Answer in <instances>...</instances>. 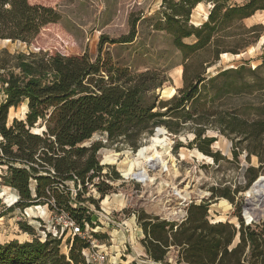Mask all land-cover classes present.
Returning <instances> with one entry per match:
<instances>
[{
    "label": "trees",
    "instance_id": "16d2710c",
    "mask_svg": "<svg viewBox=\"0 0 264 264\" xmlns=\"http://www.w3.org/2000/svg\"><path fill=\"white\" fill-rule=\"evenodd\" d=\"M202 1L211 3V8L204 22L193 25L189 23L191 10ZM162 7L163 18L153 27L169 33L183 57V86L166 100H158L155 94L166 80L164 74L150 69L132 72L115 63L108 52L102 55L106 41H131L133 26L130 35L111 40L101 37L95 57L87 52L11 53L0 48V166H5L1 179L16 191L15 206L47 205L67 212L83 228L90 220L81 204L85 199L80 189L71 194L66 182L83 190L85 183L102 177L97 158L102 143L86 141L99 133L109 145L135 149L143 134H151L154 128L163 131L161 126L171 134L189 126L194 135L190 143L216 160L218 154L209 149L215 138L205 134L207 126L230 139L233 157L243 152L249 160L254 155L257 166L244 170V188L255 181L254 195L264 180V175L257 178L264 172V37L257 65L241 60L205 76L203 70L190 73L188 62L208 53L211 58L203 61L209 66L223 53L237 56L258 42L264 25L247 26L243 19L264 9V0H163ZM59 19L51 6L0 0V39L31 45L44 27ZM227 28L232 30L219 33ZM191 36L192 43L183 41ZM21 103L27 106L24 118L8 123L9 108ZM152 140L160 143L164 138L157 132ZM252 186L247 190L249 197ZM238 190L235 186L233 192ZM212 194L233 202L228 188L212 187ZM244 215L252 220L249 211ZM137 222L144 234L141 242L146 256L154 262L165 261L173 248L176 261L183 264H264V223H245L239 210L238 227L210 221L204 200L190 201L179 222L143 212ZM236 233L239 239L233 243ZM60 243V237L49 234L44 240L0 243V264H86L81 253L88 246L86 239L73 235L67 253L61 252Z\"/></svg>",
    "mask_w": 264,
    "mask_h": 264
},
{
    "label": "rangeland",
    "instance_id": "374dc122",
    "mask_svg": "<svg viewBox=\"0 0 264 264\" xmlns=\"http://www.w3.org/2000/svg\"><path fill=\"white\" fill-rule=\"evenodd\" d=\"M28 1L53 7L60 14V19L44 27L31 45L0 39V48L6 47L11 53L39 49L65 55L87 52L95 57L101 37L111 40L130 35L133 26L131 41L112 44L106 41L102 46V55L105 56L108 52L115 63L127 66L132 72L150 69L164 74L166 80L155 92L158 100L168 99L183 86L181 52L173 44L169 33L153 27L156 20L163 18V0ZM229 1L241 3L244 0ZM210 8L211 3H198L191 10L189 23L199 25L204 22ZM243 22L247 26L254 23L264 25V9L256 10L250 17L243 19ZM231 30L227 28L219 33ZM263 37L262 34L258 42L249 45L237 56L231 52L219 55L209 66L203 60H209L210 55L201 54L198 60L193 58L188 62L189 72L203 70L204 75L209 76L221 68L237 65L241 60H249L252 65H257L260 62ZM183 41L192 43L194 37H186ZM2 99L3 93L0 91V101ZM26 110V103L10 107L7 122L11 123L13 118H24ZM161 128L163 131L154 128L151 134H143L135 149L114 143L109 145L105 136L99 133L86 141L89 143L100 140L102 143L97 151V158L102 165V177L85 183L83 190L80 186L74 188L71 181L66 184L71 192L80 189V197L85 199L81 204L88 210V233L92 238L106 246L111 245V232L118 230L120 226L124 227L127 221L134 226L132 221L137 222V215L142 212L179 222L185 216L186 205L190 201L208 202V219L212 222L227 221L238 227L239 210L245 223L248 222L245 211H249L252 221L264 223V209H260L264 203V180L254 195L255 181L244 188L245 168L256 167L258 164L254 155L249 160L245 159L243 152L233 157L230 139L214 126H207L205 134L215 138L209 149L218 154L217 160L190 143L194 135L189 126L181 128L175 134L167 132L162 126ZM34 130L40 131L41 128ZM157 132L160 138H164L160 143L152 140ZM4 169L5 166H0V243L13 239L20 242L34 237L42 239L44 233L52 231L54 227H63L65 230L60 236V250L67 253L71 236L59 212L47 205L36 204L27 207V215L24 209L15 206L16 191L3 184L1 179ZM263 175L264 172L257 178ZM235 186L239 190L233 192ZM251 186L249 197L247 190ZM98 187L102 190H98ZM212 187L228 188L233 202L212 194ZM12 194L15 196L10 200ZM142 239L136 237L135 242L126 244L125 248H122L123 243L119 245L112 254L116 257L115 264H151V260L139 250ZM238 239L236 233L233 243ZM176 253L172 248L162 263L183 264L176 261Z\"/></svg>",
    "mask_w": 264,
    "mask_h": 264
},
{
    "label": "built area",
    "instance_id": "2783aa9c",
    "mask_svg": "<svg viewBox=\"0 0 264 264\" xmlns=\"http://www.w3.org/2000/svg\"><path fill=\"white\" fill-rule=\"evenodd\" d=\"M101 164V163H100ZM73 194V192H71ZM16 199H18V196L16 195ZM76 203H74L75 205ZM25 210V209H24ZM60 217L63 218L64 226L69 228L70 236L77 234L83 239H86L90 244H88L87 247L83 248L81 253L84 257L86 264H106L107 256H108V246H106L103 243H98L96 238H92V235H89L88 233V225L87 222H84V227L81 228L74 219L64 211L59 212ZM109 220V219H108ZM251 222V221H250ZM249 223V221L247 222ZM125 226V225H124ZM120 228H123L120 226ZM119 228V229H120ZM91 229V228H90ZM65 229L63 227L59 229H54L52 231H49L47 233H44V236L40 240H44L46 235L49 234L52 237H60ZM126 241L123 242L122 248L126 247ZM151 264H156L158 262L151 261Z\"/></svg>",
    "mask_w": 264,
    "mask_h": 264
},
{
    "label": "crops",
    "instance_id": "0c3cea01",
    "mask_svg": "<svg viewBox=\"0 0 264 264\" xmlns=\"http://www.w3.org/2000/svg\"><path fill=\"white\" fill-rule=\"evenodd\" d=\"M248 18V17H247ZM246 19V18H244ZM134 223V226L131 225L130 222H125V226L123 228H120L116 231H112V244L108 246V258L106 260V264H115V258L112 254H114L115 249H117V247L119 245H121L123 242L126 241L127 244H132L135 242V238H143L144 234L143 231L139 225L138 222L132 221ZM119 231L122 232L121 234H119ZM123 238L122 240H119V238ZM115 241V242H114ZM142 253L144 257L146 256L145 250L143 245H141L140 249H139ZM156 264H163V263H156ZM168 264V263H165Z\"/></svg>",
    "mask_w": 264,
    "mask_h": 264
},
{
    "label": "bare ground",
    "instance_id": "6f19581e",
    "mask_svg": "<svg viewBox=\"0 0 264 264\" xmlns=\"http://www.w3.org/2000/svg\"><path fill=\"white\" fill-rule=\"evenodd\" d=\"M223 54H225V53H223ZM14 196H15V195H13V194H12V195L9 197V198H10V200H12V198H13ZM26 210H27V208H25V213L28 215V213H27V211H26Z\"/></svg>",
    "mask_w": 264,
    "mask_h": 264
},
{
    "label": "water",
    "instance_id": "95a60500",
    "mask_svg": "<svg viewBox=\"0 0 264 264\" xmlns=\"http://www.w3.org/2000/svg\"><path fill=\"white\" fill-rule=\"evenodd\" d=\"M7 40H9V39H7ZM25 112H26V111H25ZM24 114H25V113H24ZM250 221H252V220H250ZM250 221H249V222H250ZM238 226H239V225H238Z\"/></svg>",
    "mask_w": 264,
    "mask_h": 264
}]
</instances>
